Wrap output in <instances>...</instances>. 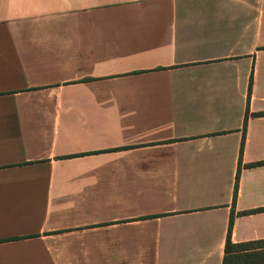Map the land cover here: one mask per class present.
<instances>
[{
    "label": "crops",
    "instance_id": "0c3cea01",
    "mask_svg": "<svg viewBox=\"0 0 264 264\" xmlns=\"http://www.w3.org/2000/svg\"><path fill=\"white\" fill-rule=\"evenodd\" d=\"M259 161L264 0H0V264H223Z\"/></svg>",
    "mask_w": 264,
    "mask_h": 264
},
{
    "label": "trees",
    "instance_id": "16d2710c",
    "mask_svg": "<svg viewBox=\"0 0 264 264\" xmlns=\"http://www.w3.org/2000/svg\"><path fill=\"white\" fill-rule=\"evenodd\" d=\"M261 164H264V161L250 163L249 166ZM256 211H264V207L244 211L242 213L247 214ZM232 224L233 214L230 219L229 232L226 238L223 264H264V239L234 242L230 233Z\"/></svg>",
    "mask_w": 264,
    "mask_h": 264
}]
</instances>
